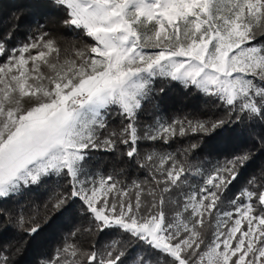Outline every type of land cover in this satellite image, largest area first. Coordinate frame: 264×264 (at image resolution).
<instances>
[{"label": "snow or ice", "instance_id": "obj_1", "mask_svg": "<svg viewBox=\"0 0 264 264\" xmlns=\"http://www.w3.org/2000/svg\"><path fill=\"white\" fill-rule=\"evenodd\" d=\"M53 2L66 11L63 26L94 43L72 44L62 56L47 32L18 48L0 39L6 56L0 63V199L64 179L51 208L70 211L78 201L96 231L120 235L102 250L66 242L42 264H153L147 253L130 255L125 236L150 249L156 264H264V174L228 199L229 208L222 199L250 153L233 155L206 175L197 168L202 183L194 186L187 161L139 151L141 141L168 144L188 130L208 134L229 122L153 118L142 124L156 78L216 97L237 113V122H264V0ZM112 115L120 118L118 129L109 127ZM118 145L148 174L132 182L134 196L112 174L88 167L91 151L115 152ZM25 223L28 234L40 231L35 218L21 215L18 224ZM0 264H9L2 251Z\"/></svg>", "mask_w": 264, "mask_h": 264}, {"label": "trees", "instance_id": "obj_2", "mask_svg": "<svg viewBox=\"0 0 264 264\" xmlns=\"http://www.w3.org/2000/svg\"><path fill=\"white\" fill-rule=\"evenodd\" d=\"M65 18V9L58 7L53 0H0V39H5L8 49L18 48L47 32L57 39L62 56L64 49L70 48L72 44L83 48L94 43L82 30L63 26ZM5 60L6 56H0V63ZM236 115L216 97L206 95L194 86L156 78L152 94L141 112L142 124L151 123L153 118L164 123L175 120L192 121L193 124L197 121L229 122L223 129L208 134L188 130L185 135L172 138L168 144L141 141L139 151L143 155L155 149L171 153L181 162L187 161L192 165L188 181L194 186L202 183V175L197 174V168L206 175L214 166L231 159L233 155L250 153V160L240 169V175L222 197L227 209L228 199L246 186L251 177L264 174V122L246 117L237 122ZM109 127L118 129L120 118L110 116ZM192 145L197 147L192 148ZM123 148V145H118L115 152L91 151L88 167L103 175L112 174L120 186L131 189L130 196H134L132 182L145 181L148 174L134 161L121 155ZM65 185L64 179L52 177L39 186L22 189L9 198L0 199V251L8 257L9 264H42L66 242L75 243L87 251L93 250V245L102 250L111 239L120 235L114 229L96 231L90 216L83 211L78 201L70 211L55 212L51 208L50 198L64 191ZM21 215L26 221L35 218L40 231L34 235L28 234L25 229L31 224L25 223L21 227L18 224ZM89 228L93 230L87 231ZM211 231L208 229L206 232L208 238L211 237ZM123 239L127 242L126 250H131L130 255L147 253L152 256L153 264H156V255L145 245L127 236Z\"/></svg>", "mask_w": 264, "mask_h": 264}, {"label": "rangeland", "instance_id": "obj_3", "mask_svg": "<svg viewBox=\"0 0 264 264\" xmlns=\"http://www.w3.org/2000/svg\"><path fill=\"white\" fill-rule=\"evenodd\" d=\"M33 54H35V53H33ZM25 104H27V101H25ZM165 123H167V122H165ZM96 173H98V174H100V175H103L102 173H100V172H98V171H96ZM106 176V175H105ZM239 235V234H238Z\"/></svg>", "mask_w": 264, "mask_h": 264}]
</instances>
